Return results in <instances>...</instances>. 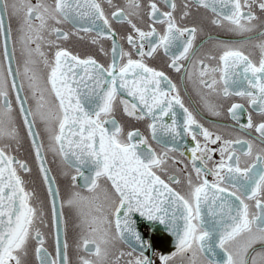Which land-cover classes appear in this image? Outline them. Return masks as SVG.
<instances>
[{"label":"snow or ice","instance_id":"snow-or-ice-1","mask_svg":"<svg viewBox=\"0 0 264 264\" xmlns=\"http://www.w3.org/2000/svg\"><path fill=\"white\" fill-rule=\"evenodd\" d=\"M0 264H264V0H0Z\"/></svg>","mask_w":264,"mask_h":264},{"label":"flooded vegetation","instance_id":"flooded-vegetation-1","mask_svg":"<svg viewBox=\"0 0 264 264\" xmlns=\"http://www.w3.org/2000/svg\"><path fill=\"white\" fill-rule=\"evenodd\" d=\"M12 26H13V29L15 30V28L17 26V22L15 20L12 21ZM218 33H219L218 29H215V28H212V27L206 25L205 26V32L200 36V38L198 39L197 43L199 44L202 41H205L209 35L215 36ZM220 34H222V33H220ZM235 39H240V38L236 37ZM107 46L108 45L106 44L105 47H107ZM65 47H68L69 49L73 50L74 52H79L81 54L89 51L88 46L84 42H80V41H78L76 39H72L69 42H66L65 43ZM205 47L206 48L210 47V44H206ZM170 75H172L173 79L180 86L181 94L184 97L186 105L189 106L190 108H193V107L194 108H200L199 98L196 96V94L194 92H192L191 86L190 85L188 86V91L186 93L185 89H184V86L179 84V80L176 77V75L175 74H171V73H170ZM189 95L191 96V99H189ZM201 112H202V115L200 117H198V118L201 119V121L205 124L206 127L211 128L213 126V124L217 123V122H220V123L229 122L226 115L221 116V117H213L210 114L203 112L202 108H201ZM138 126L141 127V130L143 131V126L142 125H138ZM49 160H50V157H49ZM50 166H52L53 169H54V173L53 174L59 175L58 171L56 170V166L55 165H50ZM59 184H60V187H61V190H62V194H63V192L66 190L67 182L65 180H63V178L61 177L59 179ZM40 192H41V196H43L44 191H43L42 188L40 189ZM65 215L67 216L68 213L66 212ZM72 237H73V232L70 229V231H69V239L71 240ZM48 247H49V251H52V240H51V238H49V240H48Z\"/></svg>","mask_w":264,"mask_h":264},{"label":"rangeland","instance_id":"rangeland-1","mask_svg":"<svg viewBox=\"0 0 264 264\" xmlns=\"http://www.w3.org/2000/svg\"><path fill=\"white\" fill-rule=\"evenodd\" d=\"M22 156H24L25 158L29 159V161L31 162V156L29 155L28 152V144L25 143L24 147L21 149V153ZM50 160H51V156L49 155ZM33 167L35 168V165H33Z\"/></svg>","mask_w":264,"mask_h":264}]
</instances>
